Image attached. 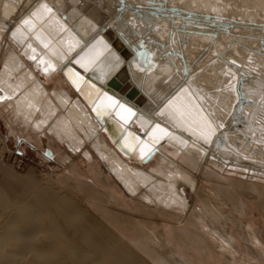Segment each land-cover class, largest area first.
I'll return each mask as SVG.
<instances>
[{"label":"bare ground","instance_id":"bare-ground-1","mask_svg":"<svg viewBox=\"0 0 264 264\" xmlns=\"http://www.w3.org/2000/svg\"><path fill=\"white\" fill-rule=\"evenodd\" d=\"M104 89L163 140L123 157ZM0 108L70 171L0 201V264H264V0H0Z\"/></svg>","mask_w":264,"mask_h":264},{"label":"rangeland","instance_id":"rangeland-1","mask_svg":"<svg viewBox=\"0 0 264 264\" xmlns=\"http://www.w3.org/2000/svg\"><path fill=\"white\" fill-rule=\"evenodd\" d=\"M111 26L112 32L118 30L116 24H112ZM7 31V28L4 29L3 34L5 35ZM7 48H9V45H7ZM0 111H2V108H0ZM19 129L22 132L17 138V136L10 133L7 125L0 118V201H7L10 204H12L14 199L20 198L19 188L21 177H25L29 173L38 182H51L55 186L61 185V177L63 174L70 175L69 169L58 161L54 148L55 145L48 140L49 136L46 133L45 136L41 135V143H35L30 140L29 133L23 131L22 128ZM59 147L67 151L64 144L60 143ZM154 157L146 159L142 165L144 167L148 166ZM77 162L81 167H79L81 173H85L87 170V162L83 157L79 158ZM101 166L105 174H108L106 166L104 164ZM78 179L82 181L81 177ZM256 180L252 179L253 182L264 183L262 179ZM83 189L86 190V187L84 186ZM80 197L84 198L83 195ZM81 206L87 207L92 213L86 201H82ZM252 219L262 231L264 241V219L256 207L253 208ZM138 255L141 257L139 253Z\"/></svg>","mask_w":264,"mask_h":264},{"label":"water","instance_id":"water-1","mask_svg":"<svg viewBox=\"0 0 264 264\" xmlns=\"http://www.w3.org/2000/svg\"><path fill=\"white\" fill-rule=\"evenodd\" d=\"M91 113L96 122L102 126L109 142L126 158L130 157L141 138L156 144L166 135L164 127L157 123H150L141 131L132 128L131 124L136 118L135 109L115 96L110 89L102 90L95 97Z\"/></svg>","mask_w":264,"mask_h":264}]
</instances>
